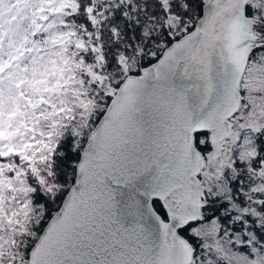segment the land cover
I'll list each match as a JSON object with an SVG mask.
<instances>
[{
  "label": "snow or ice",
  "instance_id": "obj_1",
  "mask_svg": "<svg viewBox=\"0 0 264 264\" xmlns=\"http://www.w3.org/2000/svg\"><path fill=\"white\" fill-rule=\"evenodd\" d=\"M0 264H264V0H0Z\"/></svg>",
  "mask_w": 264,
  "mask_h": 264
}]
</instances>
